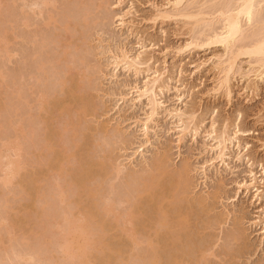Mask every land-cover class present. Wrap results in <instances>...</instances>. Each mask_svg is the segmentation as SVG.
I'll use <instances>...</instances> for the list:
<instances>
[{
    "label": "rangeland",
    "instance_id": "374dc122",
    "mask_svg": "<svg viewBox=\"0 0 264 264\" xmlns=\"http://www.w3.org/2000/svg\"><path fill=\"white\" fill-rule=\"evenodd\" d=\"M172 1L174 0H109L105 12L93 14L96 23L92 25L93 30L91 29L90 33V47L95 49L93 48L91 55L92 49L89 50L90 70L88 69V72H94V67L96 70L100 67V71L97 75L95 74L96 81H93L96 84L93 86L97 89H84V92L92 95L90 100L94 101L96 105L92 109L97 114L88 116L83 123L84 142L87 144L81 149L77 160L90 153L88 143H92L94 138L103 141V137L95 129L107 126L106 129H110V132L117 127L121 132L124 131L126 142L115 143L114 140L106 138L103 142L105 144L102 143L103 150L100 151L99 148L97 153L100 157L105 154L111 156L115 164H120L121 168L125 166L126 172L131 171L142 177H149L151 173L155 175L157 170L156 164L155 170H153V162L164 156L166 160L163 159L172 173L161 182L162 187L164 188V185L167 184V188L176 171L186 162L185 165L189 164V176L193 183L191 191L187 194L188 200H191L192 203L195 201L204 202L207 205L206 207L193 205L196 212H193L192 226H198L202 231L205 226H208L206 223H209L212 228L206 232H211L216 240L220 238L217 241L216 254L218 258L210 257L212 263L264 264V82H259L258 88H254L256 81L253 74L252 77L250 76L251 79L249 77L242 78L241 73H246L251 68L248 65L250 59L247 56H242L239 59L242 67L240 73L236 74L231 83L232 93L231 95L225 93L227 91L220 88L223 74L219 70L225 59L223 49L214 45L190 46L193 25L190 24V28V25L186 24V19L177 17L174 10L170 12L175 17L158 18L160 10H169L168 3ZM56 2L58 8L55 12L57 15H61L69 4V0H56ZM203 2L205 1L194 0L193 5L189 2V5H184L181 11H184L183 9L197 11ZM24 3V0H0L1 163L5 162L9 155L8 141L16 137L9 122L13 120L16 123L23 111V115H25V110L29 114L31 113L29 110H31L34 114L39 108L37 98L42 89L40 86L43 87V83H45L42 80V83L38 81L39 78H44H42L43 75L38 74L39 70H37V63L40 60L36 52L42 44L41 37L61 32L59 28L44 26L43 19L46 15L43 18L32 16L31 26L27 28L24 24L26 16L23 13L25 11ZM207 9L208 7L205 8V10ZM122 16H124L123 20L130 23L131 31L120 25L119 17ZM217 25L219 26V24ZM198 32L195 33L198 34ZM79 36L80 32L74 30L71 37ZM119 45L130 51L133 56L140 54L141 58L150 59L149 67L142 66L140 74L127 71L122 67L114 71L115 63L112 62L115 60L113 61L114 53L112 52L116 53ZM98 46L100 47L96 48ZM50 47L55 51L56 44L52 43ZM111 49L112 52H109ZM104 50L106 52L108 50V52L106 53ZM72 51L77 60L78 52L74 48ZM10 55L13 58L9 59ZM71 60L75 61L74 58ZM75 66L80 70L85 69L79 62H76ZM58 69L52 68V73L48 74L50 79L43 76L48 79V81L45 79V84L49 85V90L52 89V93L56 90L61 91L58 88L55 89L53 87L55 85L52 84L56 83L54 80L58 75L55 74V71ZM148 69L150 70L148 71ZM115 74L117 75L115 76ZM39 75L41 77L38 78ZM158 75H160L161 87L157 89V99L162 105L156 122L151 125V143L140 149H144L145 161L142 159V155H134V153L145 142L141 123L137 121L144 120L150 111L148 101L143 98L141 103L134 104L132 94L124 100L121 99V94L127 95L133 91L131 88L136 85L143 87L146 81ZM79 78L80 76H76L77 80ZM47 86L46 88H48ZM60 93L58 94L62 95V92ZM19 95L26 97L29 103L25 104L26 100L24 99L26 98L20 99ZM21 103L26 105L25 110L21 108L23 107L20 106ZM36 103L38 104L36 105ZM27 105L31 108H27ZM175 109L182 111V114L185 115H180V112L176 115ZM191 114H194L195 119H192L194 122L191 121L192 123L189 124ZM34 120L36 119H33L31 126L27 122L25 123L30 126V132L34 134V139L30 142L24 139L21 141L25 144L24 147L27 145L30 148L32 155L26 156L29 149L25 147V150L23 148V151H20V155L23 156L22 160L27 158L30 161L32 158L34 161L37 158L32 156L34 154L36 156L38 151L35 149L41 142L43 126L40 124L42 126L40 129V125L36 124L38 121L35 123ZM183 123H185L184 126H182ZM196 125L199 127L197 134L194 130ZM185 126L190 127V130L183 142L180 143L179 138L183 135L182 128ZM226 127L230 134H233V141L229 143V149L225 156L226 163L223 164L218 160L212 165L213 162L210 161L216 157L217 151L216 149L212 150V147L217 144L213 138ZM38 141L40 142L37 143ZM66 141L69 144V140ZM12 155L13 158L17 156ZM147 165L149 166L147 167ZM35 170L45 177L46 174H50V164L29 163L11 183L7 184L2 180L5 173L2 171V167L0 168V264H76L77 261L67 259L60 245L56 244L57 241L61 242L62 234L60 233L59 236L58 233L64 226L62 214H64L63 208H66L65 204L57 198H54L58 200V202L55 201L56 206L49 199L50 203L47 201L44 204L42 201V203L38 202L34 195L30 200L22 193L23 189L21 190V188L25 185L26 176L34 173ZM251 171L256 174V188L259 190H252L248 193L240 188V184L251 182ZM96 174L98 179H91L90 182H103L107 197L112 196L113 200L118 202L119 195L116 193L118 191H115L118 189H114L116 194L113 192L111 194L110 191L108 194L107 190L112 185L119 188V185H123L121 184L123 179L117 175H111L109 171L105 174L104 171L97 170ZM65 176L68 180L67 174ZM55 180L50 179L53 191L52 184L54 182L52 181ZM58 180L55 181V184L59 182ZM161 185L155 186V193L163 190ZM50 186L45 185V190L49 195L53 193ZM54 186L56 187V185ZM122 189L119 188L120 194ZM110 190L113 189L110 187ZM81 196L84 194L81 193ZM112 197L110 198L112 199ZM50 199L53 198L50 197ZM33 202H35L34 206L32 205L34 212L29 221L25 214V207ZM118 205L121 208L127 206L126 204L122 205L121 202ZM184 205L188 207V203L185 202ZM42 210L57 211L59 213L57 215L62 216L57 221L52 220V224L49 223L50 220L48 223L39 224L37 220H39L38 216ZM218 217L222 219V221L219 220L220 224L213 222ZM10 223L13 225H11L12 227ZM44 227H47V232L43 231ZM238 228L242 231L243 240L232 241L229 234L234 233ZM49 230L54 231V234ZM117 235L116 230H111L106 233L105 237L115 247H118V238L115 237ZM210 236L212 237L211 234ZM48 241L51 242L46 243ZM125 248L126 254L129 253L131 247ZM130 252L133 254L132 249ZM90 258L94 264H107L100 246L93 249ZM131 262L133 261H130L129 264H132Z\"/></svg>",
    "mask_w": 264,
    "mask_h": 264
},
{
    "label": "bare ground",
    "instance_id": "6f19581e",
    "mask_svg": "<svg viewBox=\"0 0 264 264\" xmlns=\"http://www.w3.org/2000/svg\"><path fill=\"white\" fill-rule=\"evenodd\" d=\"M192 1L174 0L169 2L170 9L160 10L158 18L175 17V15L183 19L185 18L187 25H193V34L199 31V35L195 33L197 36L192 34L190 46L214 45L223 49L225 59L220 68L219 66L218 68L220 73L223 74L220 88L226 90L227 92L225 93L229 95L232 93L231 83L236 74L240 73L239 71L242 67L240 66L239 62L241 61L239 59L242 56H247L250 59V61L248 60V65L251 66L247 70L248 72L241 73L242 78L245 77L247 79L246 77H249L251 79L254 75V80L256 81L254 88H258L259 82H264V0H204L205 2L203 3L206 5L202 3L203 7H198L197 11H185V9L181 11L184 5H189V2L193 5L194 0ZM24 2L25 11L23 13L26 14V16L24 14L26 17H24V24L27 28L31 26L32 16L43 18L46 15L43 19L44 26L59 28L61 31L60 33L55 32L51 36L49 34L48 36H42L41 41L43 45L41 44L42 46L40 45V49L36 52L40 60L37 63L38 74L41 76L45 75L50 79V75L48 74L52 73V68H59L55 71L58 77L56 76V80L54 81L57 84L54 81L52 84L55 85L53 86L55 89L58 88L61 91L53 90L54 93H52V89L49 90V85L45 84L48 79L43 76L42 78L44 79H40L39 77L41 76L39 75L38 81L42 80L45 82L43 83V87L45 85L44 89L46 90L40 84V88L43 90L41 89L40 91L38 89L40 91H38L39 97L37 98L39 104L36 103V105L38 104L39 108L35 111L36 114L34 113L36 116L29 109L31 113L26 112L24 107L29 102L26 97L19 95L20 99L22 97V99L26 98L24 99L26 101L23 100L26 103L20 104V106H23L21 108L25 110V115H23V111L21 114V117L23 115L22 119L20 120L21 117L18 119L20 122L17 121L15 123L12 119V122H9V126L13 128L16 137H13V133V138L7 143L9 155H7L5 162H0V168L2 167V171L5 173L2 179L3 182L6 184L8 182L11 183L29 163L50 164V169L52 170H50V174L42 177V173L40 174L35 170L34 173L32 172L26 176L25 185L22 186L21 190L23 189L22 193L29 199H32L34 195L38 202L42 201L44 204L47 201L50 203L49 200H52L54 206H56L55 201L57 199L65 204L66 208H63L65 211L63 210L64 214H62L64 226L59 230L61 232H57L59 236L60 233L62 234L61 242H55L57 245H60L62 248L60 249L65 253L67 259L76 260V264H94L90 261V256L93 249L97 246H100L105 257V263L107 264H129L130 261L135 262V264H213L210 257L218 258L216 254L217 241L220 238L216 240V237L214 236V238L211 232H206L212 228L209 223H206L208 226H205L202 231L198 226H192L193 212H196L193 205L201 207H206L207 205L204 202L195 201L192 203L191 200H188L187 194L191 191L190 189H192L191 186L193 185L192 179H190L191 176H189V164L185 165L187 164L185 162L183 166L181 165L182 168L180 167L177 170L178 172L176 171L174 178L170 181V186L167 188V184L163 188L161 182L171 176L172 173L166 165V158L164 156L161 158L162 160L160 158L159 160L156 159L157 163L153 162V170H155L154 166L156 164L155 168L158 174L154 175L151 173L149 177H142L141 175H135L136 173L131 171L126 172L125 166H122L123 169L120 167V164L116 163V165L111 156L105 154L100 157L99 153H97L99 148L100 151L101 149L103 150L102 146L105 144L103 142H105L106 138L114 140L115 143L118 141L126 142L124 131L121 132L120 128L117 127L110 132V129H106L107 126L95 129L103 137V141L94 138L92 143H88L90 153L84 158H78L77 160L81 149L87 144L84 142L83 123L88 116H96L97 114L92 109L96 106L94 101L90 100L92 95L84 92V89H97V87L94 88L96 84L93 81H96L95 74L97 75L100 71V67L97 70L94 67V72H88V69L90 70L88 61L90 57L89 50L92 49L90 51L91 55L94 48L90 47L91 29L93 28L92 25L96 23L93 14L95 12H105L109 0H69V4L61 15H57L55 12L58 8L56 0H24ZM211 2L212 5H210ZM204 7H208V9L205 10ZM173 10L175 15H171L170 11ZM119 18L122 28L132 29L129 25L130 23L123 20L124 16ZM74 30L80 32L79 37H71ZM190 31L189 34H191ZM52 43L56 44L55 51L50 47ZM119 46L116 53L112 52V49L109 50V52L114 53L113 61H115L112 62L115 63L114 71L122 67L127 71H134L135 74H140L142 66H148L150 59L141 58L140 54L133 56L126 48ZM72 48L78 52L77 60ZM104 52L106 51L104 50ZM45 56L46 58H43ZM10 58L13 57L10 55ZM71 58H74L75 61H72ZM76 62H79L85 69L80 70L75 66ZM76 76H80L79 80L76 79ZM160 81V75L154 76L152 79L146 81L143 87L136 85L131 88L133 91H130L127 95L121 94V99L123 100L132 94V102L134 104L141 103L143 98L148 101L150 111L144 120L140 119L137 121L141 123L145 142L134 153V155H142V159L145 161L144 149H140L145 147L146 144L151 143V125L156 122L160 114L162 103L157 99V89L161 87ZM56 92L57 94H55ZM60 92H62V95H60ZM175 112L176 115L179 114L178 112L181 113L180 115L184 114H182V111L176 109ZM170 114L172 115V112ZM194 117V114L189 116V124L192 119H195ZM33 119H36L34 120L35 123L38 121L36 123L37 126L40 124L43 126L40 125V129L42 127L43 132L41 131L42 134L40 133L42 139L39 136L41 142H37H40L38 144L39 147L36 143L38 148L35 150L38 151L36 152V156H34L35 154L32 156L33 158H37L34 161L32 158L30 161L27 158L25 160L23 158L22 160L23 156L20 155V151L23 148L24 150L25 147L29 149L26 156L32 152L27 145L24 147L23 145L25 144L21 141L24 139L30 142L34 139V134L30 132ZM26 122L30 126L25 125ZM194 127L195 134H197L199 127L198 125ZM188 130H190V127L185 126L182 128L183 135L179 138L180 143L183 142ZM232 135L228 127H226L219 135L213 138L217 144L212 147V150L216 149L217 151L216 157L210 161L213 162L212 165L218 160L223 164L226 163L225 156L229 149V143L233 141ZM67 139L69 140V144L66 143ZM26 141L25 143H27ZM11 155H17L16 157L14 156L16 160ZM97 170L104 171L105 174L109 171L111 175H117V177L123 179L121 183L123 185H119V188L124 189L121 190V194L119 188L115 187L116 185L111 184L112 186L110 187L113 190H110V187L107 190L109 194V191L110 193H115L114 189H118L115 190L118 191L116 192L119 195L118 202L113 200L112 196H110L112 199L109 196L107 197L103 182H90L91 179H98ZM65 174H67L68 180ZM251 174V182L240 184V188H243L248 193L252 192V190H259L256 188V174L253 171H251ZM51 178L56 179L55 181L59 179L58 181L62 182L55 184V181H52L54 182L52 184L54 191L52 186H50ZM45 185L51 187L50 190L53 192L51 195L47 194ZM160 185L163 190L155 193V186ZM81 193L84 196H81ZM50 197L57 199L53 200ZM35 202L25 207V214L29 221L34 212L33 206ZM120 202L122 205L126 204L127 206L118 207V203L120 204ZM185 202L188 203V207L184 205ZM122 210L124 211L122 212ZM57 214H59L57 211L42 210L38 216L39 220H37V223H48L49 220V223L52 220L57 221L62 216ZM195 216H197L196 213ZM45 219L48 220L46 221ZM219 220L222 221L218 217L213 222H219L220 224ZM10 226L9 229H11ZM42 229L46 232L48 230L47 227ZM111 230L117 231L118 235L115 237L118 238V243L116 242L119 245L118 247H115L105 237L106 233ZM50 231L54 234V231ZM37 233L39 232L37 231ZM229 237L232 241H240L243 238L241 229L238 228L234 233H230ZM201 241L204 242L202 243ZM49 242L51 241L46 243ZM129 246L133 250V254L131 253L132 251L130 252L131 249L126 254L125 247L128 248ZM133 262L131 263L133 264Z\"/></svg>",
    "mask_w": 264,
    "mask_h": 264
}]
</instances>
